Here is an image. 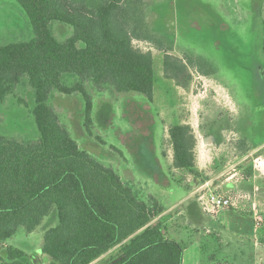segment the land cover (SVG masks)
Segmentation results:
<instances>
[{"label": "trees", "instance_id": "16d2710c", "mask_svg": "<svg viewBox=\"0 0 264 264\" xmlns=\"http://www.w3.org/2000/svg\"><path fill=\"white\" fill-rule=\"evenodd\" d=\"M24 9L34 38L0 47V99L13 95L28 79L35 93L34 118L40 141L23 143L0 136V245L19 228L34 232L53 209L57 225L44 236L42 252L29 255L0 248V264H183L185 244L171 240L161 219L163 207L137 191L80 149L49 104L53 91L85 99L87 129L93 101L86 84L116 94L138 93L152 101L156 75L151 52L134 41L155 42L146 23V0H16ZM72 26L74 35L59 42L51 22ZM83 45V47H81ZM196 64L205 76L216 71L202 58ZM185 60L166 53L164 77L184 89L191 74ZM74 75L72 87L62 80ZM173 166L196 174L197 139L190 125L168 130ZM210 264H231L211 255Z\"/></svg>", "mask_w": 264, "mask_h": 264}, {"label": "rangeland", "instance_id": "374dc122", "mask_svg": "<svg viewBox=\"0 0 264 264\" xmlns=\"http://www.w3.org/2000/svg\"><path fill=\"white\" fill-rule=\"evenodd\" d=\"M79 1L88 4L94 0ZM146 1V23L156 39L153 43L134 41V45L153 54V100L132 92L116 94L108 88L100 92L88 82L86 89L93 101L89 129L85 99L80 93L53 91L49 104L81 150L112 168L144 201L153 195L168 207L184 198L189 173L176 172L170 179L167 176L174 169L168 136L171 126L188 124L193 128L196 155L202 139L213 136L214 146L203 148L219 155L220 165L226 160L235 163L256 148L264 153V0ZM50 29L61 43L74 35L73 27L61 22H51ZM33 38V28L21 5L16 0H0V47ZM166 53L189 64L188 88L164 77ZM199 58L215 69L214 76H205L195 63L190 64V59ZM79 81L74 75L62 80L69 87ZM35 106L34 90L25 78L13 95L0 99V136L38 143L41 136L33 114ZM222 153L227 157L223 159ZM255 156L249 159L253 166ZM161 171L167 175L159 177ZM168 185L171 187L162 189ZM179 210L164 214L152 224L161 219L167 236L185 244L184 264H210L209 258L215 254L225 262L264 264L263 249L257 260L253 249L240 252L223 245L216 233L207 234L195 223L196 215L194 218L187 211L179 215ZM210 222L214 225L213 217ZM57 223V211L53 209L34 232L21 227L7 243L29 255L40 254L46 232ZM233 243L237 245V241Z\"/></svg>", "mask_w": 264, "mask_h": 264}, {"label": "crops", "instance_id": "0c3cea01", "mask_svg": "<svg viewBox=\"0 0 264 264\" xmlns=\"http://www.w3.org/2000/svg\"><path fill=\"white\" fill-rule=\"evenodd\" d=\"M203 139L197 151L198 155H196V174L187 173L188 175L185 181L187 187L184 198L178 202L172 201L168 207H164L159 198L153 195L152 197L156 199L164 209V213L161 216H164V214L172 215L173 212L175 213L179 209V215L181 212L187 211V213L194 218H196V216L198 217L195 223H199L200 226H203L204 230H207V234L212 231L216 233L218 237H221V244L238 248L240 252L247 248L253 249L258 260L260 259V251L263 252L262 249L264 250V153L259 148H256L252 153H247V155L241 157L235 163L226 160L223 161L224 165H220L219 158L221 157L211 153L212 151L208 149L209 145L204 149L203 146L206 144L203 142ZM210 146L214 145L212 144ZM219 152L222 151L220 150ZM255 154L254 163H256V165L253 166L249 159ZM221 155L223 159L227 157L224 153ZM182 172H184L185 175L186 172ZM175 173L182 174L181 170L174 168L170 170L168 175L162 171L158 175L159 177L167 175L170 179ZM168 181L170 182V180ZM168 187L171 186H162V189L165 190L168 189ZM204 193H218L220 195L233 193L239 194L245 197V199H242L240 202V210L220 209L214 214H208L204 212L199 200ZM163 197L164 196H161V198ZM211 217H213L214 225L210 222ZM259 220L261 222L258 225ZM233 241H237V245H235ZM8 246L10 245L6 242L0 245V248L4 249ZM34 255H38L41 258L45 257L42 249L40 254L35 253ZM108 255L109 254L103 256L93 264L99 263V261L106 258ZM227 261L236 264L233 261Z\"/></svg>", "mask_w": 264, "mask_h": 264}, {"label": "built area", "instance_id": "2783aa9c", "mask_svg": "<svg viewBox=\"0 0 264 264\" xmlns=\"http://www.w3.org/2000/svg\"><path fill=\"white\" fill-rule=\"evenodd\" d=\"M242 199H245V197L233 193L227 195H220L218 193H204L201 195L199 200L202 204L204 212L208 214H214L220 209H239ZM260 222L261 221L259 220L258 225Z\"/></svg>", "mask_w": 264, "mask_h": 264}, {"label": "water", "instance_id": "95a60500", "mask_svg": "<svg viewBox=\"0 0 264 264\" xmlns=\"http://www.w3.org/2000/svg\"><path fill=\"white\" fill-rule=\"evenodd\" d=\"M203 142L206 144V145H212L215 143V138L213 136H209V137H205L203 139ZM46 257H49L48 255H45Z\"/></svg>", "mask_w": 264, "mask_h": 264}]
</instances>
